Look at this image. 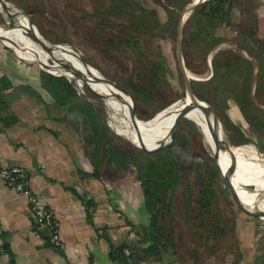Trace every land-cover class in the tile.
I'll return each instance as SVG.
<instances>
[{"label": "trees", "instance_id": "trees-1", "mask_svg": "<svg viewBox=\"0 0 264 264\" xmlns=\"http://www.w3.org/2000/svg\"><path fill=\"white\" fill-rule=\"evenodd\" d=\"M91 1L96 7L95 15L101 20V25L112 31L108 42L113 44L114 39L118 38L123 47L122 51L143 62L145 69L141 74L143 82L130 80L124 87L133 94L140 109L145 102H154L155 88L162 82V68L168 69V65L166 59L160 57L157 60L151 59L150 55L143 51L142 42L162 36L177 42L179 18L192 0H154L160 1L164 8L167 14L165 22L161 21L157 8L149 7L142 0ZM233 1L206 0L196 8L182 29L185 64L189 70L193 63L200 64L203 69L210 67L214 79L206 84L191 79L193 90L197 85L204 101L215 108L223 121L226 133L234 135L235 140L231 138L232 141L248 144L252 140L264 154V108H261L258 102H264V45L255 44L256 38L253 36L241 35L237 41L218 34L219 30L229 29L234 24ZM3 43L14 50L21 59L37 63L31 56L24 54L15 43L5 38ZM224 44L232 45L234 50H219ZM4 48L9 51L10 60H15L10 49ZM191 71L201 73L200 70ZM39 78V90L46 92L68 115H74L85 125V136L89 141L87 154L93 167L89 177L103 181L100 174L103 167L116 172L132 170L135 175L134 189L136 195L140 197L148 222L134 225L126 219L128 234L117 243L112 242L106 228L99 230L101 238L110 244V256L113 261L118 260L119 264H146L149 261L168 264L166 262L168 260H179L174 238L165 228V215L175 213V199L183 185L188 192L186 203L189 208L191 207L194 198L189 182L183 181V174L196 166L199 170L203 159L195 156L199 164H188L184 157V150L188 144L182 140L179 133L175 135V142L161 153L146 154L137 146H132L127 151L115 141L102 112L89 100L80 96L73 81L67 76H54L43 70L40 71ZM180 80L184 84V75L181 71ZM242 82L245 83L246 89L238 86ZM254 88L259 95L257 100L251 96ZM19 89L37 99L40 98L39 90L33 85L27 84ZM12 94V90H0V125L4 131L19 122L11 108ZM187 98L191 101L193 99ZM226 102L233 103L239 108L248 124L246 132L243 133L227 121ZM139 119L147 120L142 115H139ZM53 134L59 139L56 132ZM217 172L221 176L226 173L222 171L220 164ZM196 174L201 188L198 204L204 228H207L205 234L209 235L214 229L212 224L206 222L211 219L215 200L213 176H210L213 173L204 171L203 168V172L197 171ZM68 189L76 197L84 200L90 220L94 204L91 200H85L75 189ZM130 233H134L138 238L129 239ZM2 255H7L9 264H14L13 254L7 243L0 246V264Z\"/></svg>", "mask_w": 264, "mask_h": 264}, {"label": "rangeland", "instance_id": "rangeland-1", "mask_svg": "<svg viewBox=\"0 0 264 264\" xmlns=\"http://www.w3.org/2000/svg\"><path fill=\"white\" fill-rule=\"evenodd\" d=\"M6 1L31 16L33 24L48 44L51 46H65L64 48L54 49L52 52L61 64H71L81 73L80 67L84 66L94 78L103 77L122 87L130 80L137 83L143 82L141 74L145 69L142 60L122 51L123 47L118 38L114 39L113 44L108 42L112 31L101 25V20L95 15L96 7L91 0ZM142 1L147 3L149 7L158 9L162 22L167 20V14L160 1ZM7 10L18 22L20 34L26 33L30 38L36 35L27 17L21 16L12 8L8 7ZM7 19L0 12V36L11 40L10 24ZM228 38L232 39L233 36L230 34ZM33 40L35 41V39ZM229 46V44H224L219 50H231ZM4 47L7 46L0 40V49L2 50ZM142 48L144 52L150 55L151 59L157 60L159 57L166 59V65H168V69L162 68V82L161 85L155 88V101L145 102L141 109L137 105L138 118L139 115H142L147 119H139L138 122V127L143 134L164 130V136H159L156 139L155 145L157 146L155 148H158L162 142L169 139L171 132L170 130L168 136H166L165 111L175 104L184 103L189 95H187L188 90L185 80L184 84L180 80L181 68L178 60L177 42L167 36H162L154 40H144ZM10 51L12 56L16 58L13 62L23 61L30 66L31 71H43L38 63L21 59L14 50L10 49ZM52 53L44 50L41 52L42 57L48 54L47 66L51 70L48 69L47 71L53 73L54 76L64 75L60 71L54 72L52 70L55 67L54 65L57 64ZM183 66L189 75L190 81L192 79L206 84L212 75L210 67L207 66L203 69L198 63H193L190 68L193 71L200 70V74L189 70L185 64L184 52ZM47 71L45 70V72ZM70 81H73L80 96L89 100L98 111L102 112L106 125L115 137V141L122 148L128 151L132 146H139L128 138L126 123L122 124L121 115L112 113L106 103V98L101 95L97 88L86 80L85 82L81 81V86L75 78L70 79ZM98 85L99 87L102 86L107 92L117 110L122 115L131 118V99L111 85L103 83H98ZM194 87L196 89L193 91L197 100L205 102L197 85ZM189 103L195 104L196 100L193 101L192 99ZM191 113L192 111L189 112L187 119L181 121L176 134L179 133L182 140L188 144V147L184 150V157L188 164H199L195 156L201 157L203 160L200 162L199 170L196 166L183 174V181L189 182L194 198L191 207L189 208L186 203L188 192L185 185H183L177 192L175 213L170 212L165 215V228L168 234L174 238L179 255V260L171 259L166 262L168 264H264V219H261L254 212L258 209L264 212V189H259L256 186V181L264 183V154L259 151L255 142L254 144L244 145L232 141L231 138L235 140L234 135L226 133L223 121L219 116L223 138L233 149L237 152L241 151L239 153L242 154L241 158L237 156V169L232 180L241 201L252 216L249 217L235 205L229 190L221 179V175L217 172L213 160L215 152L211 147V138L208 141L202 131V121L194 116L191 117ZM177 116L178 114L172 122L171 129ZM76 124L80 130H83L84 137L82 141L84 147L89 148V141L86 139L84 131L85 125L81 122ZM219 164L222 171L226 172L230 165L229 154L221 155ZM203 168L204 171L213 173L210 176H213L212 182L215 188L212 216L210 221H206L208 224H212L214 228L209 235L205 234L207 228H204L205 225L198 204L201 188L197 181L196 172H203ZM101 174L103 181L107 182L109 192H135L136 178L132 170L116 172L103 167L101 168Z\"/></svg>", "mask_w": 264, "mask_h": 264}, {"label": "crops", "instance_id": "crops-1", "mask_svg": "<svg viewBox=\"0 0 264 264\" xmlns=\"http://www.w3.org/2000/svg\"><path fill=\"white\" fill-rule=\"evenodd\" d=\"M233 2L234 24L218 34L227 38L231 34L237 41L241 35L253 36L255 44L264 45V0ZM229 49L234 47L230 45ZM13 61L6 48L0 49V90H12L11 108L19 119L5 131L0 125V170L11 163L27 171L33 190L47 199L60 220L65 248L56 250L49 245L47 233L38 231L33 224L27 199L10 191L1 176L0 246L9 245L14 264H119L111 258L110 244L101 238L99 230L106 228L112 242L117 243L128 234L126 219L134 225L147 224L140 197L137 192H109L107 182L89 177L93 167L83 145V130L76 124L79 120L39 90L40 71H31L29 65ZM213 79L212 74L208 82ZM27 84L39 90V99L20 91ZM238 86L246 89L244 82ZM257 95L252 89L255 100ZM258 102L264 108V102ZM225 116L243 133L248 130L235 104L226 102ZM250 144L254 142L244 145ZM68 188L94 204L90 220L84 200ZM137 238L130 233L129 239ZM1 264H9L7 255L1 256Z\"/></svg>", "mask_w": 264, "mask_h": 264}, {"label": "water", "instance_id": "water-1", "mask_svg": "<svg viewBox=\"0 0 264 264\" xmlns=\"http://www.w3.org/2000/svg\"><path fill=\"white\" fill-rule=\"evenodd\" d=\"M0 2H1V6L6 11L7 18L9 19L10 28H14L16 26V24L14 22V16L12 14H10L7 10V8L9 6H13V5L8 3L6 0H0ZM203 2H205V0H193L192 3L181 14V16L179 18V23H178V33H177L178 60L180 63L181 72L184 75V80L187 84L188 93H190L192 96L194 95V91H193V88L191 85L189 75L187 74V72L183 66L182 29H183V25L186 22V20H188L191 17V15L194 13L196 8L200 4H202ZM13 7H15V6H13ZM19 10L27 16L29 23H30V26L33 28L34 32H36V35H33L31 38L35 39V41L40 45V47L44 51H46L48 53H52L53 48H55L56 46H51L50 44H48L47 41L44 40L43 37L40 35L36 26L33 24V20L31 18V16L29 14H27L25 11H23L21 9H19ZM0 40L3 42L4 38L0 37ZM7 47H9V46H7ZM55 61L58 64H61L60 62H58V60L55 59ZM82 62L84 64H86L83 60H82ZM41 68L43 70L47 71L50 67L45 65V64H42ZM61 68L65 72H71L75 79L83 80L81 72L76 70L75 68H73L69 65H65V64H61ZM47 72L51 73L50 71H47ZM51 74H53V73H51ZM86 76H87V74H85V77ZM93 80L94 81L97 80L98 83L111 85L114 88H116L119 92L123 93L124 95L128 96L131 99V102H132V104H131V118H132V122L134 124V127L136 128L138 126L139 118L137 116V102H136V99L134 98V96L124 87H122V86H120V85H118V84H116V83H114L108 79H105L103 77L94 78ZM192 108H199L203 112L207 122H209L211 117H212L213 123L215 124V128L211 129L210 125L208 126V128L211 129L210 130V136H211V140L214 142V145H215V154H214V158H213L215 166L218 167V165H219L218 160H219L220 152L221 151H227L229 154L230 160H231V164H230L227 172L225 173V175L221 176V179L224 182L227 189L229 190V192L232 196V199H233L235 205L239 208V210L241 212H243L245 215L252 217L251 214L249 213L248 209L246 208V206L241 201L239 194H238V191H237L235 185L233 184L232 179H233V176H234L236 169H237V156H236L235 150L223 138L219 114L215 110V108L212 107L210 104L203 102V101H196L195 104L193 103V104L183 106L182 110L179 112L176 120L173 123L170 137L166 142H162L160 144V146L156 149H153V148L149 149V148L145 147L143 138L140 135H138V140L140 142V145L137 147L140 148L146 154H150V155L163 152L167 147L171 146L175 142V134H176L177 128L183 119H187V116H188V114ZM254 212L257 214V216L261 217V219H264V212L263 211L258 209V210H254Z\"/></svg>", "mask_w": 264, "mask_h": 264}, {"label": "bare ground", "instance_id": "bare-ground-1", "mask_svg": "<svg viewBox=\"0 0 264 264\" xmlns=\"http://www.w3.org/2000/svg\"><path fill=\"white\" fill-rule=\"evenodd\" d=\"M1 3V2H0ZM9 8H12L13 10H15L18 14H20L21 16H24L25 18L27 17L25 14H23L18 8L16 7H13V6H9ZM0 12L1 14L5 15L7 17V14H6V11L3 9L2 6H0ZM10 13V12H9ZM11 14V13H10ZM7 22H9V19H7ZM14 22L16 24V26L14 28H10L9 29V32H10V35H11V40H9L10 42H13L15 43L18 47L20 46L21 50L29 55H32L31 58L36 61L39 66L41 67L42 64H45L47 65V59H48V54L47 55H44L42 57V54L41 52L43 51V49L40 47V45L34 41L33 39H31L30 37H28L26 35V33H22L20 34V30L18 29V22L14 19ZM65 46H62V45H57L54 49H59V48H64ZM19 48V49H20ZM53 56L55 55L54 53H52ZM35 55V56H33ZM54 59L55 56L53 57ZM57 60V59H56ZM65 65H68V64H65ZM55 67L52 68L53 71H60L62 74H64L65 76H67L69 79H74L73 75L71 72H65L64 70H62L61 68V65L60 64H56L54 65ZM73 68H75L74 66H72L71 64L69 65ZM81 70H82V79L85 81H89L91 83V85L95 88H97L101 95L106 98V103L109 107V109L112 111V113H114V115H121V121H122V124H125L126 123V128H127V135H128V138L135 142L136 144L140 145V142L138 140V135H140L142 138H143V141H144V144H145V147L146 148H149V149H156L155 147L157 145H154L156 144V139L159 137V136H164V130H158L156 132H152V133H147V134H143L141 132V130L139 129V127L137 126L136 128L134 127V124L132 122V119L127 117V116H124L122 115L118 110L117 108L112 104L111 100H110V97L109 95L107 94V92L103 89V87H99L98 83H97V80L94 81V76L84 68V66H81L80 67ZM79 68V69H80ZM76 69V68H75ZM51 70V69H49ZM78 70V69H76ZM79 71V70H78ZM85 74H87V76L85 77ZM90 75V76H89ZM76 80V79H75ZM81 81L82 80H77L78 84L81 86ZM100 88V89H99ZM187 95H189V97H192L193 99L195 98L196 101H199L197 100V98L193 95H191L190 93H187ZM191 100L189 98H186L185 102L184 103H179V104H175L171 107H169L167 109V111H165V128H166V136H168L170 130H171V125H172V122L174 120V118L176 117L177 114H179V112L182 110L183 106L185 105H189V104H193V103H189ZM190 111H192V113L190 114V116H194L195 118H197L199 121L201 120L202 121V131L203 133L205 134L206 138L208 139V141L210 140L211 136H210V130L211 129H214L215 128V124L213 123V119L211 117L210 121L207 122L206 119H205V116L203 114V112L199 109V108H192ZM164 114V113H163ZM131 116V115H130ZM210 125L211 129L208 128V126ZM122 132V131H121ZM171 134V132H170ZM170 134H169V137H170ZM212 142V149L214 150L215 152V145H214V142L211 140ZM137 146V145H135ZM211 150V149H210ZM235 150V149H234ZM241 152V151H239ZM239 152H237V150H235V153H236V156L240 157L241 158V155ZM223 154H226L228 155V152L227 151H221L220 152V155L219 157H221V155L223 156ZM251 162V161H250ZM218 163H219V160H218ZM230 164H231V160H230ZM253 164V163H252ZM230 166V165H229ZM254 167V166H253ZM256 168V167H255ZM258 169V168H256ZM258 174V173H257ZM225 174H223L224 176ZM260 176V175H259ZM262 181V180H261ZM256 186L259 188V189H264V183L262 182H258L256 181Z\"/></svg>", "mask_w": 264, "mask_h": 264}, {"label": "built area", "instance_id": "built-area-1", "mask_svg": "<svg viewBox=\"0 0 264 264\" xmlns=\"http://www.w3.org/2000/svg\"><path fill=\"white\" fill-rule=\"evenodd\" d=\"M0 176L10 191L27 199L33 224L38 231L47 233L49 245L56 250H64L60 220L47 199L33 190L27 171L22 166L9 163L2 166Z\"/></svg>", "mask_w": 264, "mask_h": 264}]
</instances>
